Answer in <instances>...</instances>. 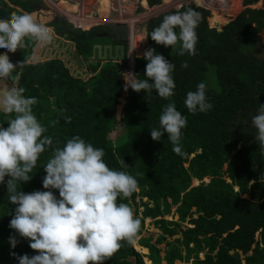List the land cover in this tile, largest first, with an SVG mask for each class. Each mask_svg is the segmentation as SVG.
Segmentation results:
<instances>
[{
	"label": "trees",
	"instance_id": "obj_1",
	"mask_svg": "<svg viewBox=\"0 0 264 264\" xmlns=\"http://www.w3.org/2000/svg\"><path fill=\"white\" fill-rule=\"evenodd\" d=\"M25 1L33 4L30 0ZM53 1L50 7L43 0H36L48 19L43 24H54V34L73 43L74 49L85 60L89 75L84 79L72 76L58 58L26 62L35 40L31 45L25 43L9 57L14 65L23 62L15 70L19 80L14 74L9 81L14 82L15 87H22L25 97L35 98L32 112L46 129L43 135L52 140L29 173L31 179L21 185L18 183V190L25 193L44 190L43 166L53 150L62 147L67 139L79 136L86 143L104 150L103 159L110 169L132 175L140 191V195L134 191L124 201L118 198L117 203H126L134 218L139 219L133 239L147 252L135 249L133 240L121 241V247L104 264H175L176 261L182 264H264V154L252 162V153L248 151L229 154L236 149L237 142H240L241 150L246 144L252 145L251 138L256 132L238 133L234 126L239 121L250 124L259 103H264V60L251 52L255 48L254 39L263 44L257 33L264 24V0H241L244 8L233 21L222 27L208 25L202 16L196 28L194 55H178L170 46L156 44L149 36L156 27L154 19L144 23L147 40L143 51L152 48L174 65L171 75L175 88L167 100L157 96L155 91L150 94L143 90L137 93L131 88L125 91L123 65L119 61L90 59L92 45L107 42L101 41L107 39L101 35L103 25L94 24L86 29L76 27L59 15L63 13L76 25L78 21L81 24V15L74 13L82 1ZM160 1L147 0V3L151 6ZM201 1L207 4L208 0ZM107 2L102 0V3ZM258 2L261 7H251ZM2 4L6 6L4 2ZM12 5L17 6V2ZM9 8L10 15L18 14L16 8ZM182 11L183 7L174 12ZM215 17H219L218 14ZM246 48L250 49L249 53ZM138 56L134 57L133 74L138 75L136 79H144L147 61L142 55ZM185 62L187 67H181ZM200 82L206 85V97L212 107L207 112L192 114L183 101L185 94L194 91ZM169 102H173L187 120L182 129L186 137L180 141V154L170 149L166 135L161 136L160 141L150 137L147 146L140 145L138 140L144 135L140 129L159 118L162 108ZM7 119L0 113V126L7 127ZM117 124L122 133L110 138L109 130ZM153 126L159 127V121ZM230 136V141H222ZM222 143L228 145L230 151L221 150L222 156L216 162L219 166L229 162L235 167L228 166L224 170L228 179L218 175V171H212L216 178L205 183L202 178L211 174L208 156L211 152L217 153L220 148L216 147ZM188 152L195 156L188 158ZM187 161L188 165L184 167L182 163ZM251 177L256 181L248 184ZM192 178L201 182L188 189ZM234 184L239 185L242 193H248V198L237 199ZM6 192V184H0V264H17L10 253L29 256L36 253L30 249L27 240L18 236L15 248L9 244L8 238L14 232L8 224L15 205L8 202ZM53 193L58 197V190ZM175 198L179 207L171 213ZM146 218L151 219L159 231L153 241L151 233L142 235ZM256 233L258 237H255ZM161 244L164 245L162 248L159 247Z\"/></svg>",
	"mask_w": 264,
	"mask_h": 264
},
{
	"label": "clouds",
	"instance_id": "obj_2",
	"mask_svg": "<svg viewBox=\"0 0 264 264\" xmlns=\"http://www.w3.org/2000/svg\"><path fill=\"white\" fill-rule=\"evenodd\" d=\"M199 21L200 13L192 8L169 13L149 36L178 55H194ZM29 39L48 43L51 37L47 26L37 23L28 13L0 20V52L13 53ZM142 58L147 61L145 78L123 73L124 90H143L146 94L155 91L167 100L175 88L171 75L174 65L152 48L145 50ZM22 63L14 65L7 54L0 56V113L8 117V126H0V184H6L8 202L15 205L8 224L14 232L8 238L11 248L16 247L18 236L27 240L36 254L10 255L17 264H104L121 247V241L131 242L138 231L140 221L134 218L132 209L124 202L117 203L118 198L124 201L130 197L137 189V181L124 171L110 169L102 148L73 136L55 148L44 164V190H18L17 184L31 179L29 173L40 154L52 143L51 137L43 135L46 129L32 112L35 98L25 97L22 87L5 83L14 74L19 80L15 70ZM181 67H187V63ZM183 104L192 114L210 110L205 83L188 91ZM158 119L159 127L150 130L151 139L160 141L166 135L173 152L180 154L185 116L169 102ZM251 123L256 130L254 141L264 154V103H259ZM53 190H58L59 198Z\"/></svg>",
	"mask_w": 264,
	"mask_h": 264
},
{
	"label": "rangeland",
	"instance_id": "obj_3",
	"mask_svg": "<svg viewBox=\"0 0 264 264\" xmlns=\"http://www.w3.org/2000/svg\"><path fill=\"white\" fill-rule=\"evenodd\" d=\"M43 1L45 2V4L47 6H50V7H51V5L54 4L53 0H43ZM81 1H82V5H80L77 8L74 15L75 16L81 15L80 18H82L83 22L80 24V21H78L77 22L78 25H76V26H79V27L83 26L82 28L86 29V28L92 26L93 24L99 23V24L103 25V28L106 27V28H104L105 33L111 32L110 30L114 29L112 35L114 36L115 39L124 38L125 43H126L125 49H126L127 55H126V58L122 64L123 65V73H128V72L133 73L134 57L138 56V55H143V52H144L143 51V49H144L143 45L147 40V36H146L147 32H146V27H145L144 23L148 19L153 18L154 22H155V26L159 25L161 19L165 16V15L161 16L160 12H165V14L167 15L169 13H173L175 10H178L181 7H183L184 10H186L188 8H192L195 11L200 13V20H201V17L204 16L208 25L214 26V27H222L227 22L233 21L235 19L236 15L244 8V6L241 4V0H225V1L224 0H208V1H206L207 4L202 2L201 0H161L160 3L155 4V5H151V6L148 5L147 0H142L144 2V4L142 3L141 0H108L107 3H102V0H81ZM13 2H17L16 9L18 7L21 10L20 11L19 9H17L18 14L23 11L25 13L31 14V16L34 18L35 11H33V9L28 8L27 1H25V0H8L9 4H12ZM32 3L35 4L37 7H39V5L36 3V0H33ZM251 7H261V3L260 2L255 3L254 5H251ZM39 8H40V10H39L40 14L38 15L39 19L37 18V20L47 21L48 19L44 14V10L41 7H39ZM217 14L219 16L217 18H219L220 20L215 17V16H217ZM8 16L11 17L12 15L9 14ZM59 16L60 17L63 16L66 19L69 18L63 13L60 14ZM34 19H36V18H34ZM70 19L71 18H69V20ZM72 23L74 24L75 21H73ZM83 23H85V24L83 25ZM263 33H264V24H263L261 30L257 33L259 39L260 38L262 39V40L260 39V41H262L263 44H258L257 43L258 41L256 39H254L253 42L255 43V48H253L251 50V52L255 53L262 60H264V41H263L264 36H263ZM101 41H107V40H104V38H103ZM32 42L33 41L31 39L25 41V43L27 45H31ZM258 45H260V46H258ZM259 48H261V49H259ZM38 49H39V46H37V44H35L34 51L31 55V57H29L26 60V62H28V61L34 62L35 60H37L34 58L36 56ZM249 51H250V49L246 48V52L249 53ZM5 54H7L9 57H13L12 53L3 52V55H5ZM80 57L82 58V60H84L81 55H80ZM84 71H86V69ZM7 83L9 86L15 87L14 82H10L8 80ZM158 121H159V119L156 118L151 123H147L146 125L143 126L142 129H140L141 132L144 133V135H141L140 138H138L140 145H142V146L148 145V142L151 141L150 135H149L150 130L152 128H155L153 125H156L158 123ZM234 127L237 128L238 133H239V131L251 132L252 130L254 132H256V130L252 126L251 122H250V124H246L245 121H239ZM121 130H122L121 126L119 127L118 124L114 125V127L112 129L110 128L108 135L110 138H115L116 136L121 135V133H122ZM181 131H182L181 140H184V138L186 136L184 135V130H181ZM228 131H231V130H228ZM227 134L230 135L231 132H229ZM231 139H232V136H230L228 138L224 137L222 141L226 142V141H230ZM251 143H252V145L246 144L244 150H241L240 142H237L236 149L232 150V151L229 150L228 145H226L225 143H222L221 146H217L216 149L220 148V150H218L217 153L211 152L208 156V159H207L209 161V167H210L211 174L208 175V177L206 176V177L202 178L201 181L208 183L210 181V179L216 178V175L215 176L212 175V171H218V175L221 174V176L228 179L226 177V172L224 170L228 166H231L234 169L235 164H231L228 162V163L221 164V166H219L218 163L216 162V159L220 158L222 156L221 150H229L230 151L229 154L231 156L233 155V153H237L238 151L240 154H243L244 152L248 151L249 153H252L251 162H252V160L256 161L257 157L261 158L263 156V154H261V152L258 148V145L254 141V137L251 138ZM170 144L171 143H169V147H170V149H172L173 147L170 146ZM187 154H189L188 158L195 156L194 153L188 152ZM251 162H250V164H252ZM182 165L184 167H186L188 165V161L183 162ZM209 167H208V169H209ZM201 181L198 180L197 178H192L190 181V184L188 186V189L197 185ZM254 181H256V179L251 177L248 180V184H250L251 182H254ZM135 191L138 193V195H140V191L138 190V188ZM234 191L238 194L237 199L248 198V193H242V190L239 188V185L237 186V184H234ZM179 201H181V200H179ZM178 207H179V202L175 198L174 199V205L171 206V213H173V210L175 208H178ZM138 210L140 211V208ZM191 210H194V207ZM170 216L171 215L167 216L166 219H169ZM175 218H176V216L174 217V219ZM235 228H237V226H235ZM150 233L153 235V239H152V241H153L154 238L156 237V235L159 233V231L153 226V224L151 223V219L146 218L144 220V228H143L142 235L147 236ZM255 237H258V233L255 234ZM133 246L135 249H137L141 253L147 252V249H145V251H143V249H141L142 247H139L136 244V239H133ZM163 246H164L163 244L159 245L160 248H162ZM162 254L163 253L161 252V255ZM201 256H202V254H200V257ZM144 261L146 262V258H144ZM146 264H148V263H146ZM163 264H165V262H163ZM175 264H182V263L176 261ZM187 264H190V263H187Z\"/></svg>",
	"mask_w": 264,
	"mask_h": 264
},
{
	"label": "water",
	"instance_id": "obj_4",
	"mask_svg": "<svg viewBox=\"0 0 264 264\" xmlns=\"http://www.w3.org/2000/svg\"><path fill=\"white\" fill-rule=\"evenodd\" d=\"M6 18H7V11L2 7H0V20ZM43 23L44 22H42V24ZM50 27L53 28L54 24H51ZM104 28L102 29L103 31L101 35L113 41V39L115 38L113 36H109L108 34H106ZM49 34L51 39L48 43H41L39 41L37 42V46H39L40 43L42 44V47L37 50V53L35 52L38 55L37 60L39 61L50 58L61 59L65 67L69 68V72L72 76L74 77L77 76L82 79L86 78L89 75L88 72L84 71L86 62H84L80 58L79 53L75 49H73V43L71 41H64L60 37L57 38L54 36L53 33H49ZM122 41L124 42L123 39ZM123 42H118L115 44H112L111 42L93 44L90 59L91 60L95 58L99 60L109 59L113 61H119L121 64H123L127 55L125 44ZM133 68H134V61H133ZM7 86H9L8 83Z\"/></svg>",
	"mask_w": 264,
	"mask_h": 264
},
{
	"label": "flooded vegetation",
	"instance_id": "obj_5",
	"mask_svg": "<svg viewBox=\"0 0 264 264\" xmlns=\"http://www.w3.org/2000/svg\"><path fill=\"white\" fill-rule=\"evenodd\" d=\"M31 1H33V0H31ZM2 2H4L5 4H6V6H4L3 4H2ZM9 6H11V7H14V8H16V6L15 5H12V4H9L8 3V0H0V7H2L3 9H5L6 11H7V17H9L8 15L9 14H11V10H10V8H9ZM27 6H28V8L29 9H33V11H35V16H34V18H36V19H34L37 23H39V24H41V25H43L44 26V24H42V21H39V20H37V18L39 19V17H38V15L40 14L39 13V10H36V9H34L35 7L34 6H36L35 4H32V5H30V4H27ZM37 7V6H36ZM40 7V6H39ZM39 7H37L38 9H40ZM17 9H19L18 7H17ZM20 10V9H19ZM21 11V10H20ZM22 13H25V12H20V14H22ZM47 29L49 30V33H53L54 34V31H53V28H51L50 26H47ZM110 30V29H109ZM111 32H108V33H106V34H108L109 36H113L112 35V33H113V31H114V29L113 30H110ZM55 37H57L56 35H55ZM105 37V36H104ZM114 37V36H113ZM57 38H59V37H57ZM122 39L124 40V38H121V39H113V42L109 39H105V40H107V42H111L112 44H115V43H118V42H123L122 41ZM37 42L38 41H35V44H37ZM101 43H104V42H101ZM125 45H126V43H125V40H124V42H123ZM35 44H34V46H35ZM42 47V44L40 43V45H39V48H41ZM126 48V47H125ZM73 49H74V46H73ZM33 51H34V48H33ZM33 51H32V53H33ZM32 55V54H31ZM31 55H30V57H31ZM81 58V57H80ZM34 59H38V55L36 54V56H35V58ZM82 59V58H81ZM44 60V59H43ZM35 61H38V60H35ZM84 61V60H83ZM85 69H86V66H85Z\"/></svg>",
	"mask_w": 264,
	"mask_h": 264
},
{
	"label": "built area",
	"instance_id": "obj_6",
	"mask_svg": "<svg viewBox=\"0 0 264 264\" xmlns=\"http://www.w3.org/2000/svg\"><path fill=\"white\" fill-rule=\"evenodd\" d=\"M67 20L70 21V22H72L71 20H69V18H68ZM72 24H73V23H72ZM74 24H75V23H74ZM74 24H73V25H74ZM98 24H99V23H98ZM75 25H76V24H75ZM75 25H74V26H75ZM93 25H94V24H93ZM76 27H79V26H76ZM81 28H82V26H81Z\"/></svg>",
	"mask_w": 264,
	"mask_h": 264
},
{
	"label": "crops",
	"instance_id": "obj_7",
	"mask_svg": "<svg viewBox=\"0 0 264 264\" xmlns=\"http://www.w3.org/2000/svg\"><path fill=\"white\" fill-rule=\"evenodd\" d=\"M42 22H43V20H41ZM54 36H55V34H54ZM57 36V35H56ZM58 37V36H57ZM61 38V37H60ZM63 39V38H62ZM64 41H66L65 39H63Z\"/></svg>",
	"mask_w": 264,
	"mask_h": 264
}]
</instances>
